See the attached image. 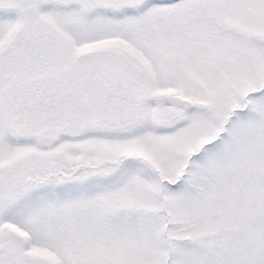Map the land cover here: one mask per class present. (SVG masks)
I'll return each mask as SVG.
<instances>
[{
    "label": "snow or ice",
    "instance_id": "obj_1",
    "mask_svg": "<svg viewBox=\"0 0 264 264\" xmlns=\"http://www.w3.org/2000/svg\"><path fill=\"white\" fill-rule=\"evenodd\" d=\"M0 264H264V0H0Z\"/></svg>",
    "mask_w": 264,
    "mask_h": 264
}]
</instances>
